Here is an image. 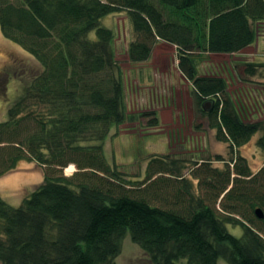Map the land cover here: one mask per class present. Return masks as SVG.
Listing matches in <instances>:
<instances>
[{
  "label": "trees",
  "instance_id": "16d2710c",
  "mask_svg": "<svg viewBox=\"0 0 264 264\" xmlns=\"http://www.w3.org/2000/svg\"><path fill=\"white\" fill-rule=\"evenodd\" d=\"M123 11L136 34L130 61H148L158 41L175 45L199 113L229 143L233 170L225 176L207 170L201 195L187 184L172 186L170 201L169 182L136 186L142 181L126 178L108 159L107 140L134 117L127 113L114 31L102 24ZM262 22L264 0H0L4 37L41 66L28 73L24 94L0 121V178L21 162L37 163L44 176L19 206L0 195V264H116L128 234L152 264H218L220 258L264 264V217L256 215L258 208L264 213V165L254 173L239 154L257 134L264 150V120H243L227 80L199 75L197 62L205 53L252 45ZM245 65L251 76L264 66ZM140 117H149L146 126L160 124L154 110ZM158 162L146 165L147 180L176 175ZM70 163L77 171L65 175ZM228 225L241 227L242 235Z\"/></svg>",
  "mask_w": 264,
  "mask_h": 264
},
{
  "label": "rangeland",
  "instance_id": "374dc122",
  "mask_svg": "<svg viewBox=\"0 0 264 264\" xmlns=\"http://www.w3.org/2000/svg\"><path fill=\"white\" fill-rule=\"evenodd\" d=\"M102 24L114 31L113 47L115 59L122 69L127 113L134 116L119 127L115 137L111 135L107 140L108 159L117 164L126 178L142 181L135 183L136 186H148L155 178L169 182L167 196L170 201H173L172 186L187 184L194 195H201L205 190L201 182L209 170L215 169L224 176L229 168L233 170L232 165H227L233 154L229 143L219 141L216 130L209 128L207 118L199 113L193 86L178 68L177 47L158 41L148 61L134 63L129 59L128 49L136 34L127 12L108 15L102 19ZM94 36L95 31L90 33V37ZM258 37L259 43L255 45V41L243 53H205L197 58L199 75H217L227 80L229 93L234 95L243 120L249 122L264 120V66L251 76L245 65L247 62H264V22L258 25ZM40 70L34 57L4 37L0 26V121L6 120L8 108L24 94L31 79L28 73ZM4 88H7L5 95ZM151 110L159 117L157 127L146 126L149 117H140L141 113ZM196 125H200V129ZM259 136L255 135L239 149V154L254 173L264 165V150L257 144ZM217 156L223 160H218ZM151 160L163 161L174 168L176 175L166 173L147 180L145 169ZM76 171L73 163L63 170L65 175ZM43 180L40 165L21 162L17 171L0 178V195L9 204L19 206ZM228 229L236 236L243 233L239 226L228 225ZM116 264L152 263L128 234ZM218 264L229 263L220 258Z\"/></svg>",
  "mask_w": 264,
  "mask_h": 264
},
{
  "label": "water",
  "instance_id": "95a60500",
  "mask_svg": "<svg viewBox=\"0 0 264 264\" xmlns=\"http://www.w3.org/2000/svg\"><path fill=\"white\" fill-rule=\"evenodd\" d=\"M204 109H205L206 111L210 110V104H209V103H206V104L204 105ZM256 215H257L259 218H263V217H264L263 210L260 209V208L256 209Z\"/></svg>",
  "mask_w": 264,
  "mask_h": 264
},
{
  "label": "crops",
  "instance_id": "0c3cea01",
  "mask_svg": "<svg viewBox=\"0 0 264 264\" xmlns=\"http://www.w3.org/2000/svg\"><path fill=\"white\" fill-rule=\"evenodd\" d=\"M259 37H257V40H256V44L255 45H257V43H259ZM254 44V43H253ZM252 44V45H253ZM252 45H250V46H248V47H246L245 49H243L242 51H240L239 53H233V54H240V53H243L244 51H246V49H249V48H251L252 47ZM208 54H213V53H208ZM258 62V64H263L264 65V62L263 61H257ZM257 62H253V63H257ZM231 92V91H230ZM233 96V99L235 100V97H234V95H232Z\"/></svg>",
  "mask_w": 264,
  "mask_h": 264
}]
</instances>
